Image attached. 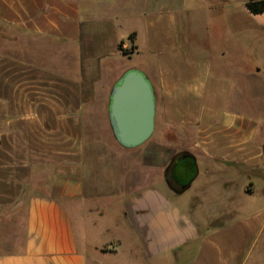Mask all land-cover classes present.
<instances>
[{"label": "crops", "instance_id": "crops-1", "mask_svg": "<svg viewBox=\"0 0 264 264\" xmlns=\"http://www.w3.org/2000/svg\"><path fill=\"white\" fill-rule=\"evenodd\" d=\"M248 1L0 0V264H264V12ZM191 13L229 39L216 78L182 45ZM130 69L155 91L152 136L89 147Z\"/></svg>", "mask_w": 264, "mask_h": 264}, {"label": "water", "instance_id": "water-1", "mask_svg": "<svg viewBox=\"0 0 264 264\" xmlns=\"http://www.w3.org/2000/svg\"><path fill=\"white\" fill-rule=\"evenodd\" d=\"M109 110L113 134L122 146L144 144L153 134L156 114L155 91L148 77L138 69L127 71L112 89ZM184 159L179 164L188 166Z\"/></svg>", "mask_w": 264, "mask_h": 264}, {"label": "rangeland", "instance_id": "rangeland-1", "mask_svg": "<svg viewBox=\"0 0 264 264\" xmlns=\"http://www.w3.org/2000/svg\"><path fill=\"white\" fill-rule=\"evenodd\" d=\"M196 13H191L190 18L193 19L191 21V24H187L186 17L181 19L180 22V34L182 39V45L191 52V54L195 57H208L211 60L212 68L214 72V77L216 78V75L218 76L220 65H219V59L215 58L214 52L216 50H220L221 48H224L226 45H230L229 39L226 40V35L220 34V36L215 33L214 35L206 34L202 23L198 19V17L195 16ZM1 31V29H0ZM189 36V39H188ZM226 36V37H225ZM232 37V36H230ZM232 44V43H231ZM233 45V44H232ZM127 59V57H126ZM128 63H132L131 60H128ZM213 102L216 105L217 109L219 108V99L213 98ZM93 108H90V110H93ZM97 112V122H87L86 124V133L88 137V142L90 144L89 147H92V144L98 146V138L97 137H104L103 140L107 141V138L109 139L108 135H112V130L110 128V125L107 121V108H95ZM112 138V137H111ZM110 140V139H109ZM114 141L116 139L114 138ZM95 142V143H94ZM147 144V143H146ZM145 145V144H144ZM91 152V150H90Z\"/></svg>", "mask_w": 264, "mask_h": 264}, {"label": "trees", "instance_id": "trees-1", "mask_svg": "<svg viewBox=\"0 0 264 264\" xmlns=\"http://www.w3.org/2000/svg\"><path fill=\"white\" fill-rule=\"evenodd\" d=\"M246 6L248 10L254 14L264 12V0H250L247 2ZM124 53L128 54L130 52L124 51Z\"/></svg>", "mask_w": 264, "mask_h": 264}, {"label": "flooded vegetation", "instance_id": "flooded-vegetation-1", "mask_svg": "<svg viewBox=\"0 0 264 264\" xmlns=\"http://www.w3.org/2000/svg\"><path fill=\"white\" fill-rule=\"evenodd\" d=\"M186 162H187V160H186ZM187 164L189 165V162H187ZM175 179L181 181V180H183L184 178H183L182 176L179 178L178 174H176V175H175Z\"/></svg>", "mask_w": 264, "mask_h": 264}]
</instances>
